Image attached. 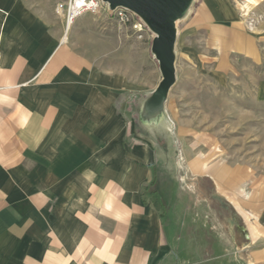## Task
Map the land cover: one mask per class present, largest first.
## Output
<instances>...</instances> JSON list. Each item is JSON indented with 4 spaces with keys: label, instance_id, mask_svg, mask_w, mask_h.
Listing matches in <instances>:
<instances>
[{
    "label": "crops",
    "instance_id": "1",
    "mask_svg": "<svg viewBox=\"0 0 264 264\" xmlns=\"http://www.w3.org/2000/svg\"><path fill=\"white\" fill-rule=\"evenodd\" d=\"M62 1L0 0V264H264V197L247 194L238 209L223 196L239 219L236 246L178 243L155 205L168 169L159 132L176 121L178 25L176 82L145 122L162 79L152 50L138 53L132 34L106 35L94 14L67 29ZM199 5L229 52L264 60V0L241 17L233 0ZM229 171L208 175L228 186Z\"/></svg>",
    "mask_w": 264,
    "mask_h": 264
},
{
    "label": "rangeland",
    "instance_id": "2",
    "mask_svg": "<svg viewBox=\"0 0 264 264\" xmlns=\"http://www.w3.org/2000/svg\"><path fill=\"white\" fill-rule=\"evenodd\" d=\"M202 1L196 0L177 23L179 78L168 102L176 121L159 132L165 137L161 144L168 169L159 177L163 199H155V205L178 243L236 246L242 238L239 219L234 210L230 214L223 196H229L238 209L247 194L264 197V101L258 95L264 60L232 54L215 39L208 17L199 11ZM233 1L241 17L251 15L261 0ZM85 13L103 21L106 35L132 34L138 53H151L150 30L140 38L130 23L105 9ZM151 56L153 68L158 69V61ZM139 59L144 61L143 54ZM212 166L218 176L232 171V185L226 186L220 177L210 179Z\"/></svg>",
    "mask_w": 264,
    "mask_h": 264
},
{
    "label": "water",
    "instance_id": "3",
    "mask_svg": "<svg viewBox=\"0 0 264 264\" xmlns=\"http://www.w3.org/2000/svg\"><path fill=\"white\" fill-rule=\"evenodd\" d=\"M110 9L125 7L140 16L155 35L152 53L159 62L162 79L143 105L142 115L148 120L165 110L170 89L176 82L177 22L190 10L194 0H102Z\"/></svg>",
    "mask_w": 264,
    "mask_h": 264
},
{
    "label": "built area",
    "instance_id": "4",
    "mask_svg": "<svg viewBox=\"0 0 264 264\" xmlns=\"http://www.w3.org/2000/svg\"><path fill=\"white\" fill-rule=\"evenodd\" d=\"M101 9L113 13L124 23H130L140 38L143 37L144 31L149 30L143 19L135 12L125 7H119L112 10L109 5L102 0H65L57 5L58 13L64 14L65 16L67 29L79 15L86 11L98 12Z\"/></svg>",
    "mask_w": 264,
    "mask_h": 264
},
{
    "label": "bare ground",
    "instance_id": "5",
    "mask_svg": "<svg viewBox=\"0 0 264 264\" xmlns=\"http://www.w3.org/2000/svg\"><path fill=\"white\" fill-rule=\"evenodd\" d=\"M178 23V22H177ZM170 115V114H169ZM168 126V125H167ZM174 128V127H173Z\"/></svg>",
    "mask_w": 264,
    "mask_h": 264
}]
</instances>
